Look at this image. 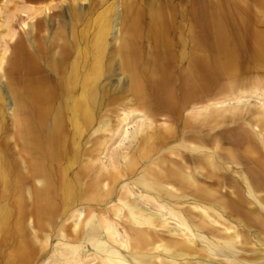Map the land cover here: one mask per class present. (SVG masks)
<instances>
[{
  "label": "bare ground",
  "instance_id": "1",
  "mask_svg": "<svg viewBox=\"0 0 264 264\" xmlns=\"http://www.w3.org/2000/svg\"><path fill=\"white\" fill-rule=\"evenodd\" d=\"M80 1L0 7V264H264V0Z\"/></svg>",
  "mask_w": 264,
  "mask_h": 264
},
{
  "label": "rangeland",
  "instance_id": "2",
  "mask_svg": "<svg viewBox=\"0 0 264 264\" xmlns=\"http://www.w3.org/2000/svg\"><path fill=\"white\" fill-rule=\"evenodd\" d=\"M71 1L72 0H54L53 4H51L50 8H47L45 10V13L44 12H40L38 14H34L33 17L28 15V13L26 12H23V11H16V9L14 10L15 14L13 16V19L11 21V25L12 27L14 28L15 32L16 33H20V34H25L24 32H28L29 29L34 25L35 21L38 19V18H44L45 20H48L47 23V30L49 32V34H53V32L55 30H57L58 28L61 27V19L56 16H51L52 13H57L58 15L61 14V13H64L65 15H67V7L71 4ZM172 6L175 5V2L178 1V0H175V1H171V0H168ZM20 0H0V7L4 8V9H9V10H13L16 6H19L20 7ZM80 3L83 4L84 7H87L88 5V0H82L80 1ZM121 10V8H119ZM0 17H1V13H0ZM66 17V16H64ZM117 32L119 33V25L117 26ZM17 35V34H16ZM45 35V34H44ZM5 39H8V37H5ZM9 53V50L7 51L6 54ZM114 68H113V72L116 71L117 73H119L120 71V66L117 64V62L114 63ZM111 68V66H107V69H106V72L109 71V69ZM122 75H118L119 78H121V83L124 84V87L126 86L127 87V84H128V78H123L121 77ZM112 83H114L113 81H115L116 79V76H112ZM107 78L104 79L101 78L102 82L101 83H105V81ZM128 79V80H127ZM106 84V83H105ZM123 92V91H122ZM107 109V112H105V116L110 118V122H113L117 119L116 117V114L117 113H111L114 111L115 108V105H109L108 107H106ZM187 111L184 112V114H187L186 113ZM10 121H11V117L9 115V113L6 115V124L9 125L10 124ZM160 122H162V118L161 117H157V124H160ZM129 127V126H128ZM92 131V129H91ZM102 134H106V132H97V133H94L92 134L94 137L95 136H100L102 137ZM93 136L91 137V139L89 138L87 140V143H88V146H92V144H94L95 140L93 139ZM87 138V135L86 137ZM180 139H178L179 141ZM105 151L100 155V158H102L103 160L105 159L104 158V154ZM78 163L75 164V165H71L70 166V169L72 170H75L77 168ZM70 223H71V220L69 221H66L65 222V226H66V231H69V227H70ZM32 224V222H31ZM49 230H51V228L49 227ZM54 232V230L52 231ZM53 236L51 237L52 240L48 242V246H47V249H46V252H49L53 246V244H55L58 240V237H55L54 236V233L52 234ZM262 238H264V235H261ZM38 264V263H36ZM227 264V263H225Z\"/></svg>",
  "mask_w": 264,
  "mask_h": 264
}]
</instances>
